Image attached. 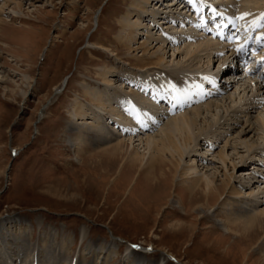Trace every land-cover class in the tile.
<instances>
[{
    "label": "rangeland",
    "instance_id": "374dc122",
    "mask_svg": "<svg viewBox=\"0 0 264 264\" xmlns=\"http://www.w3.org/2000/svg\"><path fill=\"white\" fill-rule=\"evenodd\" d=\"M17 1L20 12L11 3L0 11V29L8 35H0V219L15 218L22 224L21 230L30 232L25 241L31 255L25 264H92L96 260L84 249L91 245L96 248L91 252L96 253L100 250L97 245L106 249L112 242L115 253L109 255L107 264L139 260L142 264H264L262 235L251 246L226 235L212 211L187 209L188 198L180 188L175 197L170 189L145 198V184L133 186L136 175L128 181L122 174L119 179L116 175L104 179L95 167L98 158L89 159L92 150L76 151L67 142L68 125L95 121L97 115L98 122L119 140L156 134L168 115L162 114L165 111L149 92L156 86L178 98L184 86H203L220 66L219 60L226 58L224 54L210 60L198 54L192 62L184 58L186 43L200 37L196 22L183 28L172 17L164 22V15L173 14L165 6L174 0H165L161 6L157 3L170 11L166 14H156L154 0L150 4L142 0ZM238 1L221 0L219 7L241 21L253 11L244 10ZM2 3L0 0V6ZM137 3L144 7H133ZM152 21L158 28H151ZM121 23L133 27L132 38L127 39ZM142 42L148 44L147 54L139 48ZM153 56L163 58L161 67L138 70L129 66L153 60ZM170 73L177 74L185 85L176 86ZM249 74L236 83L235 78L232 83L221 82V91L209 98L218 102L217 109L200 116L203 133L182 157L181 167L194 166L198 177L209 178L214 185H220L225 176L241 195L238 200L264 209V90L260 87L264 74ZM136 75L151 78V86L141 96L144 99L133 96L136 90L122 82L123 78L132 81ZM88 88L107 93L104 109L83 97ZM195 97L185 93L182 98ZM127 101L136 108L137 120L122 111ZM189 101L179 114L200 105ZM77 103L87 115L79 116ZM109 105L114 106L113 113ZM125 117L129 120L126 128L117 123ZM139 122L147 123V130ZM136 145L137 141L133 149ZM218 152L224 153L225 166L217 159ZM229 192L215 207L219 218L224 211L220 210L222 202L233 197ZM173 198L182 200L185 210L173 205ZM177 221L181 224L176 225ZM62 239L67 241V251L59 247ZM128 247L132 253L125 261Z\"/></svg>",
    "mask_w": 264,
    "mask_h": 264
},
{
    "label": "bare ground",
    "instance_id": "6f19581e",
    "mask_svg": "<svg viewBox=\"0 0 264 264\" xmlns=\"http://www.w3.org/2000/svg\"><path fill=\"white\" fill-rule=\"evenodd\" d=\"M152 1L153 0H142L144 4L146 3L150 4V2ZM154 1L156 2V3L154 2L155 4L153 5L155 6L154 8H156L155 9L156 14L157 12L160 14L162 13L166 14V12L169 13L170 11L173 13L172 16L166 14L164 15V17H162V20H164L165 23L168 22L167 20L169 17H172L175 19V21H178L179 26L183 28V26L189 23L191 24L192 22H196V24H198L197 21L201 22L200 19H203V21L201 22L200 30L203 33H205V35L207 33L206 30H208V28L206 27L208 21L206 19L210 18L209 15H212V17H214V15L219 14L221 17H223V12L224 13L226 12L225 10L222 9V7L221 8L219 7L222 4L220 2L221 0H174L173 4L170 5L167 4L168 6H165L167 8H170V11L164 10L165 7L161 8L159 6L158 7L156 6L158 2H160V6H161V4L167 1L165 0H154ZM240 1H241L240 3L241 7L244 10H247L248 8H252L253 11L252 13L250 12L251 13L250 15L248 14L249 15L248 17L246 16L247 17L246 19H243L242 21H240L238 25H236L237 28H239V26L242 25L244 28H247L246 30L247 31L246 36H247L248 33L251 32V30L253 29L254 25L257 22H259L261 18H263V22H264V0H240ZM19 2L20 1L17 0H3V3L0 6V11L3 10V8H5L6 5L11 3L14 5V9L20 12ZM235 2H239V1L235 0ZM133 7L143 8L144 6L137 3V5ZM253 8L255 10H253ZM216 9H219L221 11H218ZM12 11L14 12L13 9ZM2 24L3 21L0 20V25ZM121 24H122V30L123 31H125V29L127 30V36H126L127 39L132 38L133 27H128L129 25L125 23H121ZM150 24L152 29L158 28L156 27L157 24L156 21H152V23ZM190 30L192 29L190 28ZM240 30L242 31L241 28ZM262 33H263V29H259L258 32L256 33V36H260ZM3 34H4L3 30L0 29L1 36L3 37L8 36ZM200 35L201 34L198 33V37ZM194 36H197V34H194ZM180 37L181 34L178 35V38ZM263 37L264 35H262V39H261L262 41H263ZM201 38L206 39L201 36L199 38L190 39V41L186 43L187 46L184 47V49H182L184 58H188L187 61L192 62L193 59L199 58L198 54L201 55L205 54L209 60L211 58H214L216 55H217L216 57H218L219 54L223 55V53H220V51L224 49V46L217 45L216 43L210 44L208 42H203ZM209 41L211 40L209 39ZM140 44L142 45L139 46L140 50L146 52L147 54L146 46L148 44L143 42ZM122 46L126 48L127 44H122ZM99 48L106 49L102 46H99ZM228 57L229 55L223 60L218 59L219 65L220 66L223 65ZM153 58H154L153 60L147 61L145 63H137V64L132 63L129 64V66L132 65L138 70H150L154 68L156 69L158 66L163 64L162 57L153 56ZM220 66L218 68H220ZM228 70L229 68L227 69V71ZM111 73H114V71H112ZM248 74L245 77H247ZM146 75L133 76L134 82H132L133 80L129 81L130 80L129 78L127 80L126 78H123V81L122 80L121 81L126 85V87L132 88V90H136V93L134 91L133 96L144 99V97L141 96L144 94L146 89H148L149 86H151L150 83L151 78L150 76H146ZM227 75L228 74L226 75L222 74V76L224 77ZM170 76L173 78L176 86L183 87V85H185L186 82L183 79H181L177 74L170 73ZM237 76H238L237 73H235L231 77L228 76L225 78H227V80L229 81L231 80V83L235 78L236 80L235 83H236L237 80L240 79ZM212 77L210 76V79ZM220 82L221 81L219 80L218 85ZM222 83L224 84V82ZM191 87L184 86V88L186 89L182 90V92L189 94V96L191 94L192 96L196 95L195 98H191V99L188 98V101L190 100L189 102L190 103L192 102V105L193 104H200V105L193 108L189 112H184L180 114L176 112L177 114L172 113L170 116L166 115L168 119L165 120V123L163 124L162 127L158 129V132L156 134L149 135L144 138L138 137L137 140H133L132 138H128V139L123 138L122 140H119L116 137L117 135L115 136L111 130L105 127L104 124H100L98 122L99 118L97 115V118L95 117L96 120L94 119L95 121L85 122L80 119L81 121L76 123L75 125H68L66 132L68 135L67 142L70 144V147H74L76 151L80 149L81 150L84 149V151L92 150V154L90 155L89 159L98 158L97 161L95 162L96 164L95 167H98L101 170V174L103 178L116 175L119 179L120 175L122 174L124 175V180L128 181L133 179V176L136 175L133 186L137 185L138 182L145 184V189H146L145 198L146 197L149 198L154 194H159L158 192H162V191L169 192L170 189L172 190V194L175 197L176 189L177 190L178 188L182 189L183 193H185V195H187L188 198L187 209L192 207L193 212L197 210L198 211L203 210L204 208L208 209L209 211H212L211 215L217 221L216 224L226 235L233 236L234 238H239L241 240H245L248 243L246 245L251 246L252 243L256 242L261 235H262V240H264V209H257L258 208L256 207L257 204H253L251 201L246 200L242 202V200H238L240 199L241 195H237V193L233 191V186H231L228 183V180L225 176L222 182L220 183V185H214L215 182L213 180L209 178L202 179V177H198L197 175L198 170L194 166L190 165V167L187 166L181 167L182 157L184 155H187L191 145H194L195 141L199 138V136L202 135L201 133H203L201 132L203 131V129H201V127L199 126L200 116L202 115L203 112H210V110L213 107L217 109V105H218L217 101L215 100L213 101L209 99L210 97L212 96L214 97V95H217L216 93L209 94L210 92L208 91L211 89H204V87L199 86L197 89H200V91L196 92L195 89ZM151 91L154 90L152 89ZM212 92H216V91L213 90ZM82 95L85 99H89L90 101L93 99V101H95V105L99 107V110L104 109L105 102L107 103L109 98V97L107 98L106 92L96 91L93 88L86 89ZM157 97H161V96H159L158 94ZM179 97L176 100H181V98ZM184 100L186 99L184 98ZM204 100L207 101L203 102ZM127 102H128V104H126L127 107H125V109L123 108L122 111L125 112L128 118H136L135 120H137L138 116L134 110L135 107L133 108V103L130 101ZM171 104H173L172 101ZM107 107L110 112L112 113L114 112V108H113L114 106L111 107L109 105ZM76 108L79 110L80 113L79 116L83 117L84 115H87L86 112H82L83 111L82 105H78V107ZM161 112L164 115L166 113V111L165 112L161 111ZM127 117L124 118L123 122H121L122 120L121 121L116 120L117 123L119 122V126L121 125V127H125V128L127 127L125 126V124H127V121H129ZM150 124H154V123H150ZM139 125L143 130H147L146 129L148 125L147 123L139 122ZM149 126L148 128H150ZM121 127H120L121 132L124 134V130H122ZM128 129L130 128L128 127ZM251 130L252 129H249V131ZM130 132L131 131H129V133ZM135 141H137L136 146L138 147H136V149H133V144L135 143ZM127 145H129L128 151L126 150ZM75 154L76 153L74 152V155ZM75 158L79 160V157L76 155ZM217 159L221 162L223 166H225L226 157L224 153L218 152ZM227 191H230L229 194L230 195L233 194L232 195L233 197L226 198L225 201L222 202V205L221 203L218 204L219 206L221 205L220 210H224V211H220V213L222 212V217L219 218V214H215L216 213L215 207L219 199H221L223 194ZM181 197H184L182 196V193H181ZM173 199L170 200L173 205L180 207L181 210H185L181 202L182 200H179L177 198L174 200ZM260 202H263V200ZM183 215L187 217V214L183 213ZM180 224L181 223L179 221L176 222V225H180ZM21 225L22 224L20 223V221H18L15 218L4 219V220L0 219V264H25L26 262H28L29 256L31 254L28 249V245L25 241V238L27 236V239H29L28 236L30 235V232L28 230L27 232L25 230L24 231L21 230ZM242 237H244V239H242ZM66 243L67 241L65 242V240L63 241L62 239V243L59 246L62 251L64 250L67 251ZM110 246L113 247L110 248ZM110 246L104 249V245H99V246L97 245V248L100 250L95 253V252H91V249H96V248L94 246L88 245V247L84 249V252L87 251L86 254L93 255V259H95L96 261L95 262L92 261V264H107L109 255L115 253L114 242H112ZM125 251L126 254L124 256V259L125 261H129L132 250L131 248L128 247ZM84 252L82 254H84ZM140 263L142 264V260L136 261L135 264H140ZM58 264H66V261H60L58 262Z\"/></svg>",
    "mask_w": 264,
    "mask_h": 264
},
{
    "label": "snow or ice",
    "instance_id": "6c2138e0",
    "mask_svg": "<svg viewBox=\"0 0 264 264\" xmlns=\"http://www.w3.org/2000/svg\"><path fill=\"white\" fill-rule=\"evenodd\" d=\"M255 23V22H254ZM133 247H136L135 245H133Z\"/></svg>",
    "mask_w": 264,
    "mask_h": 264
}]
</instances>
